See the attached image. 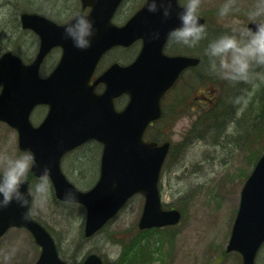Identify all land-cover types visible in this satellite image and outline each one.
<instances>
[{
	"label": "water",
	"instance_id": "obj_1",
	"mask_svg": "<svg viewBox=\"0 0 264 264\" xmlns=\"http://www.w3.org/2000/svg\"><path fill=\"white\" fill-rule=\"evenodd\" d=\"M121 1L82 0L84 8H91L88 16L97 29L91 46L86 49L77 48L71 38H66L64 25L41 14L24 13L23 27L38 32L42 38L37 57L30 64L23 63L12 52L0 58V121L18 130L23 151L30 149L35 154L37 163L33 173L41 177L39 174L47 168L57 197L85 207L86 237L101 230L138 193L146 198L139 222L141 230L177 225L182 218L179 210L164 208L158 186L171 144L145 142L143 137L149 124L161 116V98L181 72L198 65L200 59L167 57L162 52L169 30L180 23L178 13L182 7L178 0H172V15L166 19L162 17V9L152 13L146 6L125 27L117 28L111 19ZM200 19L204 24L205 19L201 16ZM147 20L155 26H143L142 33H134L135 26ZM257 22L248 27L255 29ZM154 29L159 31V39L151 38ZM137 39L143 40L138 58L129 66L115 64L103 75L100 82L107 89L93 110L88 81L101 56L115 44L129 46ZM57 46L63 48L59 65L48 78L40 77L42 62ZM122 94L129 95V104L123 112L113 115V99ZM40 104L50 109L43 124L36 128L30 116ZM91 115L95 116L94 124ZM56 118H67V122L63 120L60 131L54 132ZM61 133L63 136L57 137ZM90 139H97L105 146L102 174L94 188L83 192L62 174L60 158ZM28 186L26 180L23 187L28 190ZM25 211L15 201L0 210V237L12 227L26 228L42 248L36 264H70L59 257L53 238L32 219L30 210L25 218ZM263 243L264 155L243 187L227 250L239 252L243 264H255ZM83 264L104 263L92 254Z\"/></svg>",
	"mask_w": 264,
	"mask_h": 264
},
{
	"label": "rangeland",
	"instance_id": "obj_2",
	"mask_svg": "<svg viewBox=\"0 0 264 264\" xmlns=\"http://www.w3.org/2000/svg\"><path fill=\"white\" fill-rule=\"evenodd\" d=\"M183 2L186 4L187 0ZM225 3H230L231 7L221 15ZM79 8L78 0H0V55L11 50L26 63L35 55L34 38L21 31L19 17L22 12L66 15L71 11L77 12ZM198 13L208 19L206 35L200 40L199 50V55L206 59L199 67L198 79L186 81L178 90L180 117L173 130L166 132L161 127L166 118L161 125L151 128L146 136L148 140L170 139L172 142L170 156L162 171L160 192L162 202L168 209L182 212V222L173 228L141 233L138 223L144 197L139 194L130 200L106 229L86 239L84 208L58 204L50 183L45 179H35L31 185L34 196L32 212L59 243L60 255L64 260L80 264L87 255L95 253L106 264H118L122 260L124 247L145 238L141 245L146 247L148 253L152 252V259L148 260L147 257L140 264H242L241 255L228 253L226 248L242 188L257 162H253V152L261 149L256 133L264 129L257 116L261 114L264 102L257 94L264 84V64L254 60L251 62L240 106L235 109L228 106L211 125V129L215 126L213 132H208L203 138L197 134L201 129L199 117L223 97L221 87H226L228 81L230 84L232 81L223 77L219 68H211L212 58L206 52L208 43L225 33L246 39L241 33H246L249 22L259 20L264 23V0H200ZM178 48L188 50L182 44ZM134 54L133 49L119 48L112 57H119L120 60L116 61L123 64V61L131 60ZM58 56L53 54L50 60L58 59ZM215 59L219 65V58ZM229 89L232 90L230 85ZM43 113V110L35 113L34 121H40ZM245 113H252L251 117L256 115L255 123L261 124L258 131L255 129L252 132V118L246 121L243 117ZM231 116L233 118L224 130L223 122L230 120ZM4 126L0 125V171L6 166L7 157L23 154L18 148L15 133ZM262 138L264 142V134ZM247 145L248 148H245ZM252 147L251 153L248 149ZM261 152H264V143ZM98 154L93 150H79L65 161V170L77 166L82 171L71 175L70 180L83 191L92 188L98 180ZM81 158L85 159L79 160ZM41 182L43 190L37 192L36 185ZM39 253L32 237L21 229L10 230L0 240V264H34ZM256 264H264V246L256 258Z\"/></svg>",
	"mask_w": 264,
	"mask_h": 264
},
{
	"label": "clouds",
	"instance_id": "obj_3",
	"mask_svg": "<svg viewBox=\"0 0 264 264\" xmlns=\"http://www.w3.org/2000/svg\"><path fill=\"white\" fill-rule=\"evenodd\" d=\"M172 0H146L149 12L157 13L162 9V17L172 15ZM200 0H187L178 13L180 23L171 28L168 38L174 42L182 43L189 47L196 46L206 35L205 25L198 15ZM231 7L225 3L221 8V15L226 14ZM96 25L93 19L86 14H78L64 25L66 38H71L73 44L80 49L91 46L96 34ZM246 39H239L234 34H222L209 41L206 52L211 59V68L221 70V75L229 79H248L251 62L254 60L264 64V23L257 22L255 29L248 27L246 33H241ZM160 33L153 30L152 39H159ZM215 58H219V65ZM37 161L35 154L30 150H24L22 155L10 156L6 159V166L0 171V210L7 208L13 201L26 208L25 218L31 205L32 193L23 186L26 183L27 173L33 169ZM41 177L48 175L45 168ZM43 182L36 185V191L43 190Z\"/></svg>",
	"mask_w": 264,
	"mask_h": 264
},
{
	"label": "flooded vegetation",
	"instance_id": "obj_4",
	"mask_svg": "<svg viewBox=\"0 0 264 264\" xmlns=\"http://www.w3.org/2000/svg\"><path fill=\"white\" fill-rule=\"evenodd\" d=\"M78 2L80 5V10L77 12L71 11L70 13H68L66 15L65 14H58V13H43L40 11H38L37 13L43 14L44 16H46L47 18L56 22L59 25H65L74 16H76L80 13L89 15L91 8L88 7L86 9H84L82 6V2L80 0H78ZM178 4L180 6H183L184 5L183 0H178ZM145 7H146V0H122L121 3L119 4V6L117 7L113 17H112V20H111L112 24L114 26H116L117 28L125 27ZM198 15L204 16V14H201V13H198ZM19 24H20L22 32H26L28 34H31L32 37L34 38L35 55L33 56V58L31 60L30 59L27 60V61H30L28 63H31L32 60L36 57V55L40 51L42 39H41V36L37 32L23 29L20 20H19ZM207 24H208V19L206 18L205 27L207 26ZM148 25L155 26L154 22H148V20L146 22L141 21L135 26L133 31H134V33H137V34L142 33V27L143 26L148 27ZM179 44H182V43L174 42L168 38L166 43L164 44V47H163V54L170 56V57H176V56L200 57V55H199L200 42L194 47H189L186 45L188 47L187 51L180 50L178 48ZM182 45H184V44H182ZM19 47H20V45H19ZM119 48L131 49V50L133 49L135 52L134 57L129 61H123L125 63L121 64L119 61H116V60H120L119 57H112V54ZM142 48H143V40L137 39L136 41H134L129 46H123V45L115 44L113 47L108 49L103 54V56L101 57L100 61L97 64V66L95 67L94 71L92 72L90 80H89V84H88V86H89L88 87V96L91 97L92 106L97 105L96 104V98L94 97V95L100 96L106 90V84L100 82V79L103 77V75L115 64L127 66V65H131L132 63H134V61L137 59L139 53L141 52ZM7 51H9V50H7ZM62 52H63V48H61V47H55L52 49L51 53L45 58L44 62L42 63V67L40 70L41 77L46 78V77L51 75V73L55 70V68L59 64L60 58L62 56ZM53 54H58L59 55L58 59L56 57L55 60H50V58L53 56ZM198 72H199V66L193 67V68H188L186 71H184L180 75L179 79L176 81V83L173 85V87L165 94V96L161 100L163 118L160 121H156V122L152 123L151 126L149 127V129L156 127L158 125H161V123H163V121L166 119V117L169 116V118H167L168 120L163 125H161V127L164 128L166 132L173 130V127L176 125L177 121L179 120V116H180V105L178 102L180 95L178 94V90L181 89V87L185 84L186 81L192 80L194 82L196 79H198V78H196ZM186 85H190V83H186ZM192 85H194V84H192ZM1 91H2V88L0 87V92ZM172 96H173V98H170ZM128 103H129V96L127 94H123L121 96L114 98V100H113V112H112L113 115L120 114L121 111H123L127 107ZM40 110H43L44 113H43L42 119L40 121H34L33 120V124L36 127L40 126L43 123V121L45 120V118L48 114V111H49V107L47 105H38L33 110L32 115H34L35 113H37ZM66 121H67V119H66ZM91 122H92V124H94V122H95V116L94 115H91ZM62 123H63L62 118H56L54 121L53 129L55 131H59V129L61 128L59 124H62ZM0 124L1 125L4 124L7 129H10L11 132H14L17 139H18V133L15 129H13L12 127H10L6 123L0 122ZM148 130H147V132H148ZM56 135H57V137L63 136V134H56ZM145 139L148 140L146 138V135H145ZM86 147H88L89 149ZM84 149L93 150L94 152L96 151L97 154L99 153L97 156L98 157V170H99L98 179L100 178L102 159H103V154H104V145L100 141H98L97 139H91V140L87 141L86 143H84L83 145L79 146L78 148L62 155L61 160H60V165H61V169H62L63 173L66 175V177L68 179H70L71 175H75L79 169L77 166H72L69 169L67 168V170H65L64 165H65L66 159L71 154H73L79 150H84ZM84 159L85 158H81L79 160H84ZM80 173H82V171H80ZM53 191H54V189H53ZM39 251H40V248H39Z\"/></svg>",
	"mask_w": 264,
	"mask_h": 264
},
{
	"label": "trees",
	"instance_id": "obj_5",
	"mask_svg": "<svg viewBox=\"0 0 264 264\" xmlns=\"http://www.w3.org/2000/svg\"><path fill=\"white\" fill-rule=\"evenodd\" d=\"M259 95H260V97H259ZM257 96L259 97L260 100H262V102H264V84L262 85V88H261L260 92L257 94ZM218 102L219 103L217 104V106H214L213 108L208 110L205 114H203L199 117V123L201 124V129H200L199 133L197 134L198 137L203 138V137H205V134H207L208 132H213L215 126L213 127V129H211V125L215 122L216 118L220 117L226 111V109H223L224 103L221 100H219ZM251 115H253V114L251 113L249 115H246V114L244 115V118L246 119V121L248 120V118ZM232 118H233V116L230 117V119H232ZM255 118H256V115H254L252 117L251 125L253 124L252 125L253 127L259 129L261 124L257 125L255 123ZM257 120L262 123L263 129H264V108L262 109L261 114L257 116ZM227 126H228V123L224 121L223 122V129L225 130L227 128ZM261 132L264 134L263 130ZM156 140H159V139H156ZM259 152H260L259 149H257L255 152H253L255 154L252 156L254 158V160H253L254 163L257 160L256 155L259 154ZM149 232L150 231H144L141 233L147 234ZM144 240H145V238L139 239L135 243L124 247L123 254H122V260L118 264H140L142 262V260L143 259L145 260L147 257H148V260L152 259V252L148 253L146 247L143 248V246L141 245V242Z\"/></svg>",
	"mask_w": 264,
	"mask_h": 264
}]
</instances>
